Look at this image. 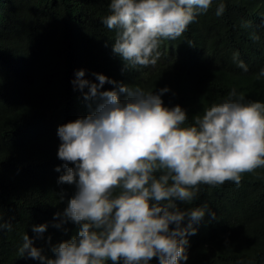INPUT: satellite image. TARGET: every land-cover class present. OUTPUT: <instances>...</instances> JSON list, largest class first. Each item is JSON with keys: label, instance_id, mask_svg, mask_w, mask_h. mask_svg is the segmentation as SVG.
<instances>
[{"label": "trees", "instance_id": "trees-1", "mask_svg": "<svg viewBox=\"0 0 264 264\" xmlns=\"http://www.w3.org/2000/svg\"><path fill=\"white\" fill-rule=\"evenodd\" d=\"M110 2L0 0V213L11 224L0 230V264H44L20 255L24 235L54 258L52 248L79 230L64 222L76 188L58 182L66 169L57 133L95 109L96 101L85 99L89 88L74 84L80 70L97 84L94 74L154 94L167 87L163 104L186 110V125L233 89L244 103L264 102V0H213L180 37L161 40L157 63L147 67L126 65L113 52L116 31L102 22ZM220 3L225 10L217 16ZM114 88L105 83L100 91ZM177 203L181 210L208 207L187 236L181 264H264V168L243 174L239 185H200L190 204ZM39 225H47L42 234L33 231Z\"/></svg>", "mask_w": 264, "mask_h": 264}, {"label": "clouds", "instance_id": "clouds-1", "mask_svg": "<svg viewBox=\"0 0 264 264\" xmlns=\"http://www.w3.org/2000/svg\"><path fill=\"white\" fill-rule=\"evenodd\" d=\"M212 3L111 0L110 14L102 22L116 31L113 52L126 65L154 66L161 40H176ZM224 10L220 3L216 15ZM238 66L248 71L243 61ZM84 75L80 70L74 84L89 88L85 99L96 101L95 109L59 126L57 133L58 158L66 169L58 182L76 188L63 212L64 222L80 225L79 230L52 248L54 258L43 256L26 234L20 255L27 253L44 264L187 261V236L196 233L193 224L204 218L208 207L181 210L177 202L190 204L200 185H239L243 174L264 168V102L244 103L243 94L233 89L196 116L193 125H186V110L164 106L161 96L167 87L154 94L117 84L103 74H94L98 84L81 79ZM259 75L264 76V69ZM105 83L116 88L100 91ZM4 228L10 230L11 224L4 223L0 213V230ZM46 228L34 226L33 231L42 234Z\"/></svg>", "mask_w": 264, "mask_h": 264}]
</instances>
